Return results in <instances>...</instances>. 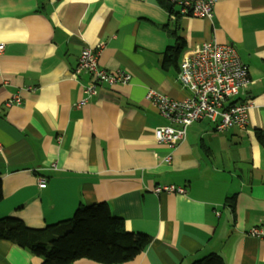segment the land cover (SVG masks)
<instances>
[{
  "label": "crops",
  "instance_id": "obj_1",
  "mask_svg": "<svg viewBox=\"0 0 264 264\" xmlns=\"http://www.w3.org/2000/svg\"><path fill=\"white\" fill-rule=\"evenodd\" d=\"M215 4L212 19L174 20L177 8L164 0H0V219L44 229L81 204L107 203L129 232L150 239L124 264H193L211 254L264 264V240L249 235L264 226V0ZM204 42L236 48L251 80L236 101L255 107L245 130L194 123L167 161L155 131L169 123L144 95L184 99L181 55ZM84 47L100 48L101 69L126 72L130 83L102 84L88 97L90 77L74 75ZM170 49L178 59L165 66ZM165 185L186 192L153 193ZM0 264L43 260L0 240Z\"/></svg>",
  "mask_w": 264,
  "mask_h": 264
},
{
  "label": "built area",
  "instance_id": "obj_2",
  "mask_svg": "<svg viewBox=\"0 0 264 264\" xmlns=\"http://www.w3.org/2000/svg\"><path fill=\"white\" fill-rule=\"evenodd\" d=\"M172 8V19L179 16L212 19L218 0H164ZM4 46L0 45V52ZM100 48L84 47L74 75L90 77V83L85 88L88 97L97 94L102 84H128L131 76L122 71L116 73L101 69L98 60ZM178 82L188 92L182 100H175L156 89H150L144 95L148 104L155 109L168 125L155 131L156 141L166 145L172 158L176 150L187 136L188 129L196 122L209 120L214 124L215 133H224L230 128L244 129L248 125V113L255 107L253 102H238L236 98L243 89L251 83L249 69L241 60L232 44L204 42L181 55ZM20 104L21 99L14 100ZM87 100L77 103V108L86 105ZM2 146L0 145V152ZM46 180L39 179L40 187H45ZM185 189L175 185L157 186L153 193L157 196L163 193L185 194ZM255 239L264 240V226L255 227L249 231Z\"/></svg>",
  "mask_w": 264,
  "mask_h": 264
},
{
  "label": "trees",
  "instance_id": "obj_3",
  "mask_svg": "<svg viewBox=\"0 0 264 264\" xmlns=\"http://www.w3.org/2000/svg\"><path fill=\"white\" fill-rule=\"evenodd\" d=\"M179 51L170 49L165 66L178 59ZM262 139V138H260ZM3 199L0 179V202ZM235 207V196L229 200ZM72 219L60 224L34 229L22 220L0 219V240H6L43 260V264H72L86 259L100 264H124L142 253L150 239L129 232L124 218L115 216L107 203L79 205ZM193 264H227L218 254H211Z\"/></svg>",
  "mask_w": 264,
  "mask_h": 264
},
{
  "label": "water",
  "instance_id": "obj_4",
  "mask_svg": "<svg viewBox=\"0 0 264 264\" xmlns=\"http://www.w3.org/2000/svg\"><path fill=\"white\" fill-rule=\"evenodd\" d=\"M167 6H169L170 8L172 7L170 3H168V5H167Z\"/></svg>",
  "mask_w": 264,
  "mask_h": 264
}]
</instances>
